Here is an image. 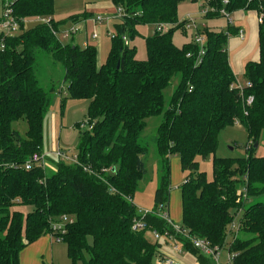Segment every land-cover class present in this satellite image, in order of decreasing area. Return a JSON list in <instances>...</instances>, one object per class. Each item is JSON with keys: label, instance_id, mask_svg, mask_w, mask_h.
<instances>
[{"label": "trees", "instance_id": "16d2710c", "mask_svg": "<svg viewBox=\"0 0 264 264\" xmlns=\"http://www.w3.org/2000/svg\"><path fill=\"white\" fill-rule=\"evenodd\" d=\"M112 1L116 33L101 65L95 45L65 44L55 32L88 12L56 20L55 0L12 2L21 32L5 37L3 48L0 34V264H21V251L51 233L52 221L62 214L75 218L62 234L74 263L153 264L160 243L150 241L146 232L174 229L157 213L140 214L133 199L147 173L143 156L149 147L141 135L147 120L160 115L154 138L161 168L155 210L169 201L170 159L179 155L183 170L191 171L181 189V226L224 247L229 224L243 211L240 231L254 237H236L229 245L234 263L264 264V156L254 154V144L264 137V2L210 0L216 10L205 15L221 16V8L263 13L259 58L246 63L249 85L240 86L229 59L228 30L205 27V54L199 58V44L179 46L173 39L175 31L185 28L178 14L182 0ZM31 17L49 22L25 29ZM148 23L157 29L146 38L147 58L138 59L136 47L126 45L123 37L133 40L139 35L137 27ZM39 50L64 66L63 105L68 98L90 100L85 121L89 129L80 134L78 162L50 159L53 168L27 169L28 159L44 151V120L52 104L36 71ZM174 77L178 83L167 99L165 89ZM22 119L28 123L27 136L13 128ZM235 123L248 131L247 155L215 156L214 177L208 180L198 171L197 157L214 154L222 129ZM137 219L148 228L135 230ZM176 236L202 264H213L191 240Z\"/></svg>", "mask_w": 264, "mask_h": 264}, {"label": "rangeland", "instance_id": "374dc122", "mask_svg": "<svg viewBox=\"0 0 264 264\" xmlns=\"http://www.w3.org/2000/svg\"><path fill=\"white\" fill-rule=\"evenodd\" d=\"M85 1L86 0H56L54 15L55 17H58L66 10L72 8L78 10V12L84 10L83 6L85 4ZM205 2L206 0H182L180 2L178 14L181 21L184 22L185 28L178 29L173 34L174 42L177 45L180 46L187 42L194 41L197 30L200 29V31H202L205 28L204 24H206V27L210 26L214 29H228L229 20L225 15L207 18L204 14L201 13V6ZM2 13L3 3L2 0H0V17L2 16ZM104 16L105 20L102 22H98V25L96 27V30L99 33V37L95 41V47L97 48L98 52L99 65L103 64L106 61L112 44L111 34L116 33L114 29L115 19L113 18L110 20L109 17L113 16ZM42 19L43 18L41 17H33L28 19L25 22V29L34 27L38 23L42 22ZM77 21H72L70 25H72L73 22L75 23ZM196 26H198V29L196 28ZM137 29L140 34L137 35L133 39V41L132 39H130V42L132 41V46H135L137 49L136 58L146 59L148 56L146 38L153 35L157 27H155V25L152 23H148L137 27ZM62 41L65 44L72 42L71 38H62ZM36 71L40 79V83L45 87L46 90L50 91V94L52 96V104L48 112L46 113L44 120V151L50 153V159L60 160L53 154V152L58 149H61L62 151L68 153L72 158L73 156L78 154L81 132L89 129V126L85 123V121L87 119V111L90 100L68 98L63 105V98H65L67 94V83L64 79L65 69L63 64L56 61L50 53L44 50L38 51ZM177 83L178 78L174 77L171 84L165 89V96L167 99H169L173 94ZM162 120L163 115L150 117L147 120V126L141 135V142L149 147L148 154L146 156H143L146 162L147 173L140 181L139 186L134 194L133 200L138 208V211L142 215L151 213L155 211L156 208L155 194L156 190L159 187L161 168L154 138L157 132V128ZM78 124H80V126ZM13 128L18 129L23 136H27L28 123L26 120L22 119L14 122ZM257 143L258 146H256ZM249 144L250 139L245 126L240 123H235L233 125L225 127L220 132L217 151L214 154H209L207 157H197L199 161L198 171L205 172L208 180L213 179V160L215 156H246L248 152L247 147ZM254 154L256 156H264V137H261V139L254 144ZM50 159L46 169H48V167H52V162L50 161ZM64 161L68 164L75 163L73 159H66ZM170 165V198L167 204H165V209L170 213L172 219L176 223L181 225L183 223L181 189L186 180V177L190 175L191 171L183 170L179 155H174L171 157ZM250 201H253V199H250L248 203ZM20 208L22 210H28L27 207L24 206H20ZM158 208L159 211L162 212L160 207ZM242 214L243 211H240L239 214H237L235 220L228 226V243H226V245L221 249V260L223 262H226L228 260V255L231 254L229 245L236 237L243 240L252 239L254 237V235L251 233L243 230L240 231V229L242 228ZM234 224H236L237 227L233 228ZM50 236H46L47 241H44V238L41 240L44 241V244L40 251H37V264H83L82 261L74 263L71 260L68 255L67 244L64 241L56 240L55 238H53L52 236L51 238ZM146 237L152 242L157 241V239L154 237V233L151 230L146 232ZM158 242H160V253L155 255L153 264H165L162 261L163 259L168 257L172 258L176 262V264H181L182 253L176 247V245H178L180 249L186 251L181 240L169 238L166 235L161 234V238L158 239ZM32 247H35V245L29 246L28 251H30V253H33V255L35 256L36 252L32 250ZM187 253L189 254L191 252ZM209 257L212 258L211 256Z\"/></svg>", "mask_w": 264, "mask_h": 264}, {"label": "crops", "instance_id": "0c3cea01", "mask_svg": "<svg viewBox=\"0 0 264 264\" xmlns=\"http://www.w3.org/2000/svg\"><path fill=\"white\" fill-rule=\"evenodd\" d=\"M2 3H3V0H2ZM83 7H84L83 8L84 10H81L82 12L81 11L78 12V10L72 8V9L66 10L64 13L60 14V16L58 17H55L54 15V18L56 20H60V19L67 18L71 15L82 14L84 12H88L89 16L81 17L77 21L79 22V24H81L80 25L81 29L78 33H76L75 35L71 37V40L73 43L79 44L81 47H85L84 43L86 41L89 42V45H96L95 41L98 39L99 33H98V37L93 36L94 31H97L96 27L98 25V22L94 21L95 17L98 15H103V16L106 15L107 17L108 15H112L113 17L109 16L110 20L113 18L116 20V17H114L116 13V6L112 0H86ZM202 7L203 5L201 6V8ZM231 18H232V21L228 22V27L229 26L231 27L230 30L229 28L222 29V30H228L230 33L229 39H228V45H227L230 63L236 75V83L240 86H244L248 82L245 76L246 63L250 60H257L259 58V26H260L259 12L258 10H255V9H239V10L232 12ZM28 19H26V21ZM71 22L72 21H68L67 23L62 24L60 26V29L63 27L69 26ZM154 25L155 27H157L156 24ZM204 25L206 27V24ZM140 26L142 25H139L138 27ZM207 27L213 30H217V31L219 30V29H214L210 26H207ZM241 30L243 31V36H240L239 34V31ZM132 41L130 42V46H132V43H133ZM182 211H183V206H182ZM182 217H183V214H182ZM46 236H50V234H45L41 236L38 240H36L33 243H30L21 251L20 253V263L21 264H37L38 263L37 251H40V249L43 247L44 241H47ZM42 239L44 241H41ZM32 245H35V247H32L33 248L32 250L36 252L35 256L33 255V253H30V251H28L29 246H32ZM180 252L182 253L181 254L182 255L181 264H202L201 260L199 259L198 254L194 253L193 251L186 249V251L182 250ZM187 252H191L192 254L191 253L188 254ZM192 255L194 256L196 255V256L194 257Z\"/></svg>", "mask_w": 264, "mask_h": 264}, {"label": "built area", "instance_id": "2783aa9c", "mask_svg": "<svg viewBox=\"0 0 264 264\" xmlns=\"http://www.w3.org/2000/svg\"><path fill=\"white\" fill-rule=\"evenodd\" d=\"M251 1V0H249ZM263 1L264 0H260ZM13 0H3V13L2 16L0 18V33L2 35V39H1V47H4V43L3 40L5 37L10 36V35H15V34H19L21 31L20 28V22L17 20V18L14 15V8H13ZM210 0H206V2L203 4L202 7V11L201 13L206 15L211 11H215L216 8L214 6H212L210 3ZM227 0H224V4H227ZM220 13L222 15H225L228 20L231 22L232 18H231V12L228 11L226 8H221ZM114 17H116V13L114 15ZM263 19V13L259 12V20L260 22ZM105 20V16L103 15H98L95 17L96 22H102ZM42 22H49V20L47 19H42ZM162 26V25H161ZM159 26L158 29L161 30L162 27ZM196 28L198 29V26H196ZM81 29V26L79 24V22H73L72 25H70L69 27H64L63 29H58L56 30V34L58 35V37L60 38V40L62 41V38H66V39H70L73 35H75L76 33H78ZM240 36H243V31H239ZM115 34H111V37H114ZM94 37H98V32L94 31L93 33ZM124 41L126 45H130V38H128V36H124ZM194 42H196L197 44H199L200 46V52H199V58L202 57V55L205 54V43H206V38L203 35L202 31H200V29L197 30L196 36H195V40ZM85 47L89 45V42L86 41L84 43ZM246 85H249V83L247 82ZM253 98H250V102H252ZM53 154L55 156H57L60 160H66V159H73L75 162H78V157L77 155L73 156L72 158L69 156L68 153L62 151L61 149H58L56 151L53 152ZM50 153H47L45 151L41 152V153H35L34 155H32L28 161L26 162V168L27 169H32L33 167H35L36 165L39 167H42L44 169H46L47 164L49 162L50 159ZM160 209L162 210V212L159 211V208L151 213H157V215H159L160 217L164 218L165 220H167L169 222V224L173 227L174 229V233L167 230L164 233H160L159 231H157L156 229L151 230L154 233V237L157 239L161 238V234L166 235L169 238H174V239H178L176 235H182L186 238H188L189 240H191L192 244L194 245L195 248H197L199 250V252L211 256L212 260H213V264H235L234 263V256L235 254L233 252H231V254L228 255V260L226 262H223L221 260V246L218 245H214L212 244L208 239L206 238H202L196 235H191L188 231V229L183 228L180 224L176 223L172 217L170 216L169 212L166 211L165 209V205L164 204H160L159 205ZM148 214V213H146ZM75 220V218L72 215H68V214H62L59 217V220L56 221H52L51 223V227H52V231L50 233V235L55 238L56 240H62V234L66 233V224L73 222ZM237 227L236 224L233 225V228ZM133 228L135 230H143V229H147L148 225L146 223V221L142 220V219H137L134 222ZM150 231V229L148 230ZM239 231V230H237ZM176 247L182 251L183 249H180L178 247V245H176ZM165 264H176V262L168 257L163 259L162 261Z\"/></svg>", "mask_w": 264, "mask_h": 264}, {"label": "water", "instance_id": "95a60500", "mask_svg": "<svg viewBox=\"0 0 264 264\" xmlns=\"http://www.w3.org/2000/svg\"><path fill=\"white\" fill-rule=\"evenodd\" d=\"M256 146H258V143L256 144Z\"/></svg>", "mask_w": 264, "mask_h": 264}]
</instances>
